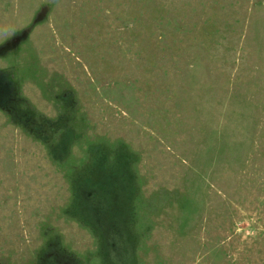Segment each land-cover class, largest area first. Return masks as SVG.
<instances>
[{
	"label": "rangeland",
	"instance_id": "rangeland-1",
	"mask_svg": "<svg viewBox=\"0 0 264 264\" xmlns=\"http://www.w3.org/2000/svg\"><path fill=\"white\" fill-rule=\"evenodd\" d=\"M0 264H264V0H0Z\"/></svg>",
	"mask_w": 264,
	"mask_h": 264
}]
</instances>
